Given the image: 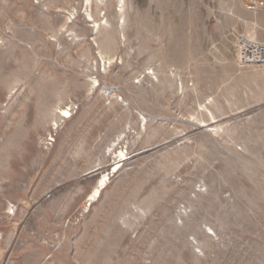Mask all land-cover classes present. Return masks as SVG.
<instances>
[{
    "label": "rangeland",
    "instance_id": "rangeland-1",
    "mask_svg": "<svg viewBox=\"0 0 264 264\" xmlns=\"http://www.w3.org/2000/svg\"><path fill=\"white\" fill-rule=\"evenodd\" d=\"M89 1L0 0V264H264V0Z\"/></svg>",
    "mask_w": 264,
    "mask_h": 264
},
{
    "label": "built area",
    "instance_id": "built-area-1",
    "mask_svg": "<svg viewBox=\"0 0 264 264\" xmlns=\"http://www.w3.org/2000/svg\"><path fill=\"white\" fill-rule=\"evenodd\" d=\"M239 62L242 66L264 65V43L243 37L239 41Z\"/></svg>",
    "mask_w": 264,
    "mask_h": 264
},
{
    "label": "bare ground",
    "instance_id": "bare-ground-1",
    "mask_svg": "<svg viewBox=\"0 0 264 264\" xmlns=\"http://www.w3.org/2000/svg\"><path fill=\"white\" fill-rule=\"evenodd\" d=\"M88 3L90 2L89 0H86ZM98 24V23H97ZM99 27L101 26V23L98 25ZM251 38H254L252 35L250 36ZM64 113L68 114L69 112L66 111V110H63ZM116 168V167H115ZM98 185L96 186V188L94 189V192L90 194V198L91 199H95V197L97 196V194L101 193V190L102 188L104 187V185L106 184V181H105V176L103 178H100L98 180Z\"/></svg>",
    "mask_w": 264,
    "mask_h": 264
}]
</instances>
